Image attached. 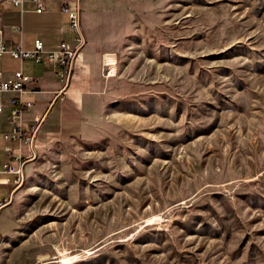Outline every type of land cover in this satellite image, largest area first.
I'll use <instances>...</instances> for the list:
<instances>
[{"label": "rangeland", "instance_id": "obj_1", "mask_svg": "<svg viewBox=\"0 0 264 264\" xmlns=\"http://www.w3.org/2000/svg\"><path fill=\"white\" fill-rule=\"evenodd\" d=\"M79 4L99 91L27 163L8 264H264V0Z\"/></svg>", "mask_w": 264, "mask_h": 264}, {"label": "crops", "instance_id": "obj_2", "mask_svg": "<svg viewBox=\"0 0 264 264\" xmlns=\"http://www.w3.org/2000/svg\"><path fill=\"white\" fill-rule=\"evenodd\" d=\"M63 2L72 10L81 6L78 0H46V11L39 14L31 0H25L22 8L10 0H0V25L8 46L21 44L26 50H32L35 41L40 39L46 51L58 50L63 42L78 49L68 86L60 80L55 63L49 59L41 63L32 60L21 62L5 55L0 60V72L4 78H10L22 70L34 79L23 95L25 100L33 102V107L22 114V121L27 136L32 135L28 131L31 126H38L31 144L33 149L24 148L26 154L33 156L17 160L20 143L17 139H6L5 136L12 134L8 120L9 100L18 95H0L4 105V112L0 114V264H8L5 231L15 210L13 199L19 187L18 175L11 172L10 168L21 166L24 174L27 163L33 161L50 140L76 137L84 128L86 100L93 92L99 91L102 52L88 40L84 31V42L81 44L77 41L78 35L70 29L68 15L63 11ZM6 147L13 149L14 154H9Z\"/></svg>", "mask_w": 264, "mask_h": 264}, {"label": "built area", "instance_id": "obj_3", "mask_svg": "<svg viewBox=\"0 0 264 264\" xmlns=\"http://www.w3.org/2000/svg\"><path fill=\"white\" fill-rule=\"evenodd\" d=\"M14 5L23 7L25 0H10ZM36 5V12L41 14L46 11V0H31ZM80 1V0H78ZM63 11L68 15L70 29L78 35L77 41L84 42V35L82 32V19L80 8L72 10L67 3L63 2ZM78 49H73L68 46L66 42L61 43L56 51H46L44 43L37 39L32 50H26L21 44L16 46H8L3 39V29L0 25V60L5 55H10L12 58L25 62L32 60L36 63H41L46 59L53 61L58 69V75L61 81L67 83L70 80L73 64L77 59ZM107 59V58H105ZM73 76V75H72ZM34 82V79L25 75L22 70L15 72L10 78H4L3 73L0 72V95L7 93H16L18 96L12 97L9 100L10 112L8 120L12 127V134L6 135V139H17L20 143L19 157L21 160L25 157L31 158L33 155L26 154L24 148L31 149L33 135L38 131V126H31L28 131L32 133L27 136V131L23 126L22 114L33 107V102L25 100L23 95L27 93V87ZM4 112V105L0 101V114ZM26 148V149H27ZM33 149V148H32ZM6 151L13 155L14 151L10 147H6ZM11 172L18 175L17 183L23 178V170L20 166L15 169L10 168Z\"/></svg>", "mask_w": 264, "mask_h": 264}, {"label": "water", "instance_id": "obj_4", "mask_svg": "<svg viewBox=\"0 0 264 264\" xmlns=\"http://www.w3.org/2000/svg\"><path fill=\"white\" fill-rule=\"evenodd\" d=\"M74 65H75V63L73 64L72 73H71V77H70V80H69V82H68V85H70V82H71V78H72L73 70H74Z\"/></svg>", "mask_w": 264, "mask_h": 264}, {"label": "bare ground", "instance_id": "obj_5", "mask_svg": "<svg viewBox=\"0 0 264 264\" xmlns=\"http://www.w3.org/2000/svg\"><path fill=\"white\" fill-rule=\"evenodd\" d=\"M109 60L108 59H106V64L107 65H112L110 62H108ZM108 62V63H107Z\"/></svg>", "mask_w": 264, "mask_h": 264}]
</instances>
